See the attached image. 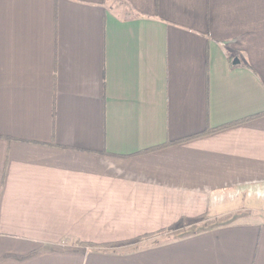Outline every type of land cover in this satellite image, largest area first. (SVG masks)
<instances>
[{"label": "crops", "instance_id": "0c3cea01", "mask_svg": "<svg viewBox=\"0 0 264 264\" xmlns=\"http://www.w3.org/2000/svg\"><path fill=\"white\" fill-rule=\"evenodd\" d=\"M262 185L264 0H0V264H264V215L127 246Z\"/></svg>", "mask_w": 264, "mask_h": 264}, {"label": "rangeland", "instance_id": "374dc122", "mask_svg": "<svg viewBox=\"0 0 264 264\" xmlns=\"http://www.w3.org/2000/svg\"><path fill=\"white\" fill-rule=\"evenodd\" d=\"M264 215V185L229 190L219 194L212 211L194 219H185L165 233L140 238L127 246H145L155 241L183 236L221 224L245 220L252 216Z\"/></svg>", "mask_w": 264, "mask_h": 264}, {"label": "trees", "instance_id": "16d2710c", "mask_svg": "<svg viewBox=\"0 0 264 264\" xmlns=\"http://www.w3.org/2000/svg\"><path fill=\"white\" fill-rule=\"evenodd\" d=\"M208 132H211V130H208Z\"/></svg>", "mask_w": 264, "mask_h": 264}, {"label": "water", "instance_id": "95a60500", "mask_svg": "<svg viewBox=\"0 0 264 264\" xmlns=\"http://www.w3.org/2000/svg\"><path fill=\"white\" fill-rule=\"evenodd\" d=\"M237 60H234V62H236Z\"/></svg>", "mask_w": 264, "mask_h": 264}]
</instances>
